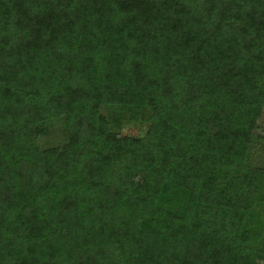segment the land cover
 <instances>
[{
    "label": "trees",
    "instance_id": "trees-1",
    "mask_svg": "<svg viewBox=\"0 0 264 264\" xmlns=\"http://www.w3.org/2000/svg\"><path fill=\"white\" fill-rule=\"evenodd\" d=\"M263 115L264 0H0V264H264Z\"/></svg>",
    "mask_w": 264,
    "mask_h": 264
},
{
    "label": "rangeland",
    "instance_id": "rangeland-1",
    "mask_svg": "<svg viewBox=\"0 0 264 264\" xmlns=\"http://www.w3.org/2000/svg\"><path fill=\"white\" fill-rule=\"evenodd\" d=\"M262 130H264V115L260 121V131L262 132ZM125 133H130V134H134L137 132V130L135 128H124ZM263 141H258V143L256 142V144L251 147V152H250V157H251V161L254 164L257 163H263L264 164V142ZM262 264V263H261Z\"/></svg>",
    "mask_w": 264,
    "mask_h": 264
}]
</instances>
